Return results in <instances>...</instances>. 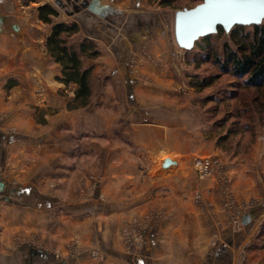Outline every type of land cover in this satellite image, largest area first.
<instances>
[{"label": "crops", "instance_id": "1", "mask_svg": "<svg viewBox=\"0 0 264 264\" xmlns=\"http://www.w3.org/2000/svg\"><path fill=\"white\" fill-rule=\"evenodd\" d=\"M24 1L0 0L1 264H264V247L248 244L249 223L264 216L262 208L242 214L240 229H218L216 218L225 214L201 212L191 197L197 180L189 162L208 148L198 143L199 132L185 131L194 106L173 94L165 58L145 63L142 81L128 61L131 53L157 55L160 45L167 50L165 40H141L139 32L136 40H96L100 55L82 58L84 67H93V98L66 107L73 87L56 79L61 66L47 51L50 28H42L39 7L48 2L57 11L52 20H74L83 35L102 36L100 29L119 22L113 16L134 11L139 0ZM76 129L79 137L87 130L96 135L86 137L89 151L73 169L75 149L83 144L74 140ZM165 156L174 162L162 168ZM93 168L100 174L93 195L78 196ZM258 180L256 191L264 189V173ZM242 189L236 191L247 195ZM153 207L163 216L149 217L140 244L125 247L123 221ZM26 231L42 245L21 242L14 249L12 236ZM90 248L99 252L95 258L85 251Z\"/></svg>", "mask_w": 264, "mask_h": 264}, {"label": "rangeland", "instance_id": "2", "mask_svg": "<svg viewBox=\"0 0 264 264\" xmlns=\"http://www.w3.org/2000/svg\"><path fill=\"white\" fill-rule=\"evenodd\" d=\"M132 1L130 0L129 2ZM135 1L138 4V0ZM201 1L139 0V4L137 6L135 5L134 9H132L134 11H128L120 17L113 16L119 22L117 23L114 20L111 28L100 29L99 32L102 36L97 35L96 32L94 34L90 32L87 34L85 33L86 31H83L85 33L83 35L78 28L77 31L68 36V40L73 42H79L86 38L94 40L95 48L99 50V54L92 56L85 53L81 56V63L83 59L97 58L100 55L101 51L96 40H136L135 36L139 32V38L141 40H144L146 37V40H165L167 42L165 45H168V49L164 50V46L160 45V50L157 51V55H152L149 51H141L139 52L140 54L131 53L128 56V61L133 66L137 75L136 77H139L142 81L143 79H147L148 76L144 73L142 66L148 62L157 64L156 61L165 58L163 59L165 62L161 65H163V71L165 73L167 72V75L174 76V81H171L172 87H176L173 90V94L179 95L185 102L191 104L192 107L194 106L193 110L189 111L193 113V116L190 117V125L185 131L199 132L198 143L202 147L208 148V152L197 153L189 162V167L192 170V176H190L194 181L197 180V183L193 185L191 197L201 212L212 215L214 212L221 211L225 214L224 220L216 218L215 223L218 229L226 225H230L233 229H240L243 225L241 222L242 214L261 208L264 211V206L260 205L264 204V202L261 203L264 200V189L256 191L257 187L261 186L258 177L264 173V85L261 88L244 86L241 83V78L234 77L230 73L222 72L211 61V58L207 57V51L212 52L216 50L218 53L223 52V44L225 41L231 46H234L229 40L228 32L224 29V33L221 36L213 34L208 42L203 41L201 43L203 47L197 44L200 41V37L195 40V43L189 49L181 47L175 41V12L182 8L192 7ZM27 2L28 0L24 1V3ZM45 3L50 4L48 2ZM131 8L133 7L131 6ZM30 14L32 13H29V11L26 13L28 20H30ZM75 16L78 19L81 17L77 14ZM52 17L50 15L51 20ZM54 22L57 21L52 20L50 23H43L42 28H45V30L50 28L51 30L52 23ZM38 24H40L39 21ZM134 25L143 26L144 31L134 29ZM163 55L166 56L164 57ZM82 67H84L83 64ZM90 68V83L92 87L91 101L94 95L95 85L92 72L93 67ZM194 75L199 78L209 75H216L217 77L212 84L198 89V87L189 83L190 78ZM172 77L169 78L171 79ZM71 86L74 91L75 86L73 84ZM88 117L90 120L94 115ZM197 125L199 129L196 127ZM9 129L13 130L12 127H9ZM73 133L74 140L77 143H83L78 147L74 146L77 147L75 149L77 155L74 154L72 157L74 161L72 166L74 169L76 165H80V160L85 158L86 153L89 151L86 144H84L87 141L86 137L95 136L96 132L87 130L80 137L77 129L73 130ZM167 157L172 159L171 156ZM197 158H208L209 160V170L203 176L199 174V170L194 164ZM90 160L95 164L96 157L90 156ZM240 166L242 168H239ZM88 173L81 187L79 186L78 196L90 197L97 187L100 174H97L94 168L89 169ZM241 177L242 179H240ZM209 182H212V184H209ZM241 183L244 187H241ZM45 184H47V181ZM242 188L247 190L245 191L247 195H239L240 191H243ZM215 198L219 200L220 209H216L213 201ZM153 208L144 215H133L123 221L120 235L125 247L129 248L130 246L139 245L141 242L140 230L143 225L152 216L158 215L159 218L163 216V211L160 207L157 209L155 207ZM248 229H252L248 244L252 245L253 249L264 247V216H257L250 221ZM1 230L0 220V236ZM216 237L217 234L214 233L213 239ZM11 241L10 245L16 249L19 244H22L21 242L33 243L39 240L32 232L26 231L25 233L15 234L12 236ZM38 243L42 245V241ZM72 246L75 252L74 245ZM85 251H88L92 258L96 257L94 254L97 255L99 253L94 248ZM6 255L8 256L9 253H6ZM55 255L61 257L64 254L57 252ZM4 256L5 253L0 252V258ZM17 262L12 264H19Z\"/></svg>", "mask_w": 264, "mask_h": 264}, {"label": "trees", "instance_id": "3", "mask_svg": "<svg viewBox=\"0 0 264 264\" xmlns=\"http://www.w3.org/2000/svg\"><path fill=\"white\" fill-rule=\"evenodd\" d=\"M50 15H57V11L50 4L39 7L38 17L42 21L52 22ZM78 28L76 21H57L52 23L46 38L47 51L61 66V72L56 75V79L65 85L75 86L73 96L66 105L68 109L85 106L90 101L91 68L82 67L81 56L85 53L92 56L99 54L94 40L88 38L79 42L68 40V36ZM223 33V28L218 26L216 32L200 37L197 44L202 46L201 43L208 42L213 34L221 36ZM228 36L234 46L225 41L223 52L207 51V57H210L222 72L241 78L244 86L261 88L264 85V19L254 25L236 24L229 30ZM216 77V75H209L199 78L194 75L189 83L201 89L212 84Z\"/></svg>", "mask_w": 264, "mask_h": 264}, {"label": "water", "instance_id": "4", "mask_svg": "<svg viewBox=\"0 0 264 264\" xmlns=\"http://www.w3.org/2000/svg\"><path fill=\"white\" fill-rule=\"evenodd\" d=\"M216 11L210 6L209 0H202L192 7L177 10L174 15L175 41L187 49L191 48L199 37L216 32L218 26L229 32L236 24L254 25L264 19V16H216ZM173 162L174 159L165 157L162 160V168H167ZM2 186L3 182L0 181V188Z\"/></svg>", "mask_w": 264, "mask_h": 264}, {"label": "snow or ice", "instance_id": "5", "mask_svg": "<svg viewBox=\"0 0 264 264\" xmlns=\"http://www.w3.org/2000/svg\"><path fill=\"white\" fill-rule=\"evenodd\" d=\"M209 4L217 10L216 16H264V0H209Z\"/></svg>", "mask_w": 264, "mask_h": 264}, {"label": "built area", "instance_id": "6", "mask_svg": "<svg viewBox=\"0 0 264 264\" xmlns=\"http://www.w3.org/2000/svg\"><path fill=\"white\" fill-rule=\"evenodd\" d=\"M194 164H195L196 168H198L199 174L201 176L207 174V172L209 170V160H208V158H199V159L197 158L195 160ZM95 255L96 254H94V256Z\"/></svg>", "mask_w": 264, "mask_h": 264}]
</instances>
